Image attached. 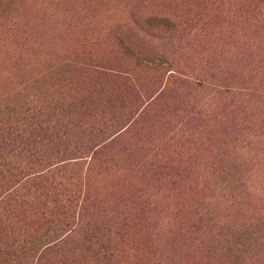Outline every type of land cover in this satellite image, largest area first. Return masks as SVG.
Here are the masks:
<instances>
[{
	"label": "rangeland",
	"instance_id": "obj_1",
	"mask_svg": "<svg viewBox=\"0 0 264 264\" xmlns=\"http://www.w3.org/2000/svg\"><path fill=\"white\" fill-rule=\"evenodd\" d=\"M0 264H264V0H0Z\"/></svg>",
	"mask_w": 264,
	"mask_h": 264
},
{
	"label": "trees",
	"instance_id": "obj_2",
	"mask_svg": "<svg viewBox=\"0 0 264 264\" xmlns=\"http://www.w3.org/2000/svg\"><path fill=\"white\" fill-rule=\"evenodd\" d=\"M89 236H92V234H91V235H89Z\"/></svg>",
	"mask_w": 264,
	"mask_h": 264
}]
</instances>
